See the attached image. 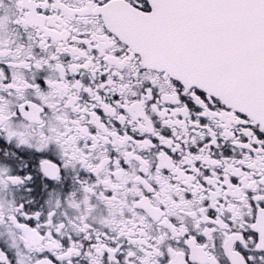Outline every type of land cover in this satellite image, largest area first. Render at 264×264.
<instances>
[{
	"label": "snow or ice",
	"instance_id": "snow-or-ice-1",
	"mask_svg": "<svg viewBox=\"0 0 264 264\" xmlns=\"http://www.w3.org/2000/svg\"><path fill=\"white\" fill-rule=\"evenodd\" d=\"M0 264H264V0H0Z\"/></svg>",
	"mask_w": 264,
	"mask_h": 264
}]
</instances>
